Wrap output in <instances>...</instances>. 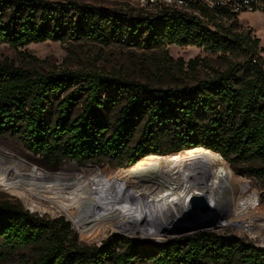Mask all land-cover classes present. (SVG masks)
Segmentation results:
<instances>
[{"label":"trees","instance_id":"1","mask_svg":"<svg viewBox=\"0 0 264 264\" xmlns=\"http://www.w3.org/2000/svg\"><path fill=\"white\" fill-rule=\"evenodd\" d=\"M193 8L197 15L140 9L129 18L73 1L0 0V44L128 40L159 51L194 46L227 62L194 85L161 89L86 71L44 75L0 60V136L57 165L106 159L125 168L203 148L240 175L264 178V48L240 26V15ZM28 249L34 256L25 264H264V249L211 230L156 246L120 234L82 245L64 217L0 203V264Z\"/></svg>","mask_w":264,"mask_h":264},{"label":"rangeland","instance_id":"2","mask_svg":"<svg viewBox=\"0 0 264 264\" xmlns=\"http://www.w3.org/2000/svg\"><path fill=\"white\" fill-rule=\"evenodd\" d=\"M43 1L59 3L73 1L79 4H87L100 7L104 10L114 11L129 18L141 14L136 0ZM239 24L245 30H252V35L260 39V46L264 48V13L241 14L239 16ZM262 55L264 56V53ZM0 60L11 61L15 66L23 69L35 70L44 75L64 70L86 71L109 76H118L147 84L153 88L161 89L174 87L182 88L186 85H194L198 81L211 76L215 71L227 68V62L220 54H211L194 46L179 47L171 45L165 50L159 51L141 48L139 45L133 44L128 40H119L109 45L84 41H46L17 48L8 44H0ZM191 62L194 63L191 64ZM197 150L205 149H193L179 155L171 156L151 155L141 159L135 165L125 168L119 167L117 162H110L106 159H102L100 162L84 163L65 161L57 165L48 163L40 156L31 153L16 137L11 135L0 136V154L5 152L14 154L30 165L38 167L45 172L46 175L51 177V179L40 180L37 178L35 182H20L22 187L27 186L30 188V190L26 191L0 185V203H19L29 212L38 214L47 219H54L60 216L64 217L71 224L72 229L78 235L82 245L99 246L110 235L120 234L130 239H138L147 245L156 246L169 238L193 233H165L163 236H154L150 232L151 230L146 231L144 234L137 231L135 233H130L122 229H117L113 223L106 222H102L94 227H91V224H85L83 230L87 231L81 232V228L75 225L73 220L69 217V213H75L78 210L77 204H75L77 196L78 199L79 197L84 198L87 196L86 191L90 189L92 185L83 184L82 186H78L84 181L80 183V180H78V185H72L73 188L70 192L60 194L61 197H63L61 199L56 198L60 195L55 192L68 186H61L60 183H62L63 180L74 178L79 172L83 173L79 176L81 179H85L86 176L93 177L96 173H102L109 178L117 180L124 190L125 196L136 191L140 192L153 182L155 183L154 187L156 191H161L164 189L161 183L166 181L172 183L181 178L178 172H170L173 165L171 166V164L167 163V160L169 161L171 158L176 157L178 158V163L187 165V163L190 162L188 157H190L193 151ZM216 155L217 161L224 162L234 175L236 187L238 188L236 199L240 196L243 184L245 180H247L250 188L261 194V199L264 204V178L240 175L234 172L230 165L219 154ZM22 170L28 173L30 172V167L27 165L22 166ZM175 171H177V168L174 172ZM14 180H16L15 176L11 175L9 181L12 182ZM40 182L44 183V188L38 186ZM38 189L43 191L39 192L37 191ZM84 191L85 195L79 196ZM59 201H61L62 204L67 203L68 211H64L59 207ZM222 209H224L222 213L225 214L226 217L235 220L233 215L234 212H230L232 211L230 201L227 200L226 203H222ZM218 215L216 218L217 220L215 219L217 223H219ZM213 222L214 220L206 226H213L214 228L211 227L205 230L233 234L244 239L246 242L253 243L247 235L238 233L234 227L218 229L227 224L220 223L222 225L216 226L217 223L215 224ZM201 226L196 229L201 228ZM33 256V250H23L14 256L9 264H25L28 260H31ZM23 259H25V262Z\"/></svg>","mask_w":264,"mask_h":264},{"label":"bare ground","instance_id":"3","mask_svg":"<svg viewBox=\"0 0 264 264\" xmlns=\"http://www.w3.org/2000/svg\"><path fill=\"white\" fill-rule=\"evenodd\" d=\"M177 159L173 157L169 161L167 160V163L173 165L172 169L170 167V172H178L181 178L176 182L161 183L164 188L161 191H156L153 182L144 190L125 196V192L117 180L102 173L81 179L79 176L83 173L79 172L74 178L63 180L60 183L61 186H68L55 193L60 195L70 192L73 188L72 185H76L78 180L80 183L84 180L81 184H77L78 186L92 185L86 191L87 196L79 197V199L77 196L75 204H77L78 210L75 213H69V217L76 226L81 228V232L87 231L83 230L85 224H91V227H94L106 222L113 223L117 229L130 233L137 231L144 234L151 230L150 232L154 236H163L165 233H181L196 229L201 225L212 223L213 220V223L216 224L219 213V223L216 226L222 225L220 224V219L224 216L222 203H226L228 200L232 206L230 212L236 210L238 188L229 167L224 162H218L217 155L208 150L193 151L188 157L190 162L187 165L178 163ZM26 165L30 167L28 173L22 170V166ZM176 168L177 171L174 172ZM11 175H14L16 180L9 181ZM37 178L39 180L51 179L41 169L30 165L14 154L9 152L0 154L1 186L26 191L30 188L22 187L20 182H35ZM43 184L40 182L38 186L44 188ZM37 191L43 190L38 189ZM84 195L85 191L79 196ZM195 197H203L207 201L209 204L208 211L203 212L201 209L194 208L193 198ZM56 198L61 199L63 197L60 195ZM58 205L64 211H68L67 203L62 204L59 201ZM226 221L227 225H232L234 222L231 219Z\"/></svg>","mask_w":264,"mask_h":264},{"label":"built area","instance_id":"4","mask_svg":"<svg viewBox=\"0 0 264 264\" xmlns=\"http://www.w3.org/2000/svg\"><path fill=\"white\" fill-rule=\"evenodd\" d=\"M138 7L146 12L158 13L164 9H173L187 13L198 14L193 4L205 9H222L233 15L244 13H264V0H136ZM254 62H257L254 60ZM264 70V63L259 64ZM233 225L221 228L234 227L238 233L247 235L256 247L264 249V204L261 194L250 188L245 180L240 196L236 199V210L233 213ZM225 214L220 223H227Z\"/></svg>","mask_w":264,"mask_h":264},{"label":"water","instance_id":"5","mask_svg":"<svg viewBox=\"0 0 264 264\" xmlns=\"http://www.w3.org/2000/svg\"><path fill=\"white\" fill-rule=\"evenodd\" d=\"M193 206L196 209H201L203 212L208 211L209 209V204L207 203V201L203 198V197H195L193 198ZM214 228L213 226H201V228L198 229H192V230H186L183 231L184 233H195L198 231H203L205 229H209V228ZM217 229V228H216Z\"/></svg>","mask_w":264,"mask_h":264}]
</instances>
